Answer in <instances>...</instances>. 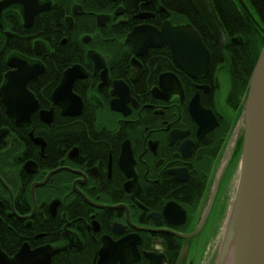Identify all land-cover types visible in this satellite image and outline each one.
I'll return each instance as SVG.
<instances>
[{"label":"flooded vegetation","instance_id":"obj_1","mask_svg":"<svg viewBox=\"0 0 264 264\" xmlns=\"http://www.w3.org/2000/svg\"><path fill=\"white\" fill-rule=\"evenodd\" d=\"M235 1L263 21L250 0V13ZM38 3L29 26L22 5L1 17L0 91L14 60L40 73L27 85L28 121L0 96V251H40L47 264H214L219 197L234 193L243 146L241 134L218 174L250 82L229 54L239 37L225 30L221 48L193 0L208 30L156 0ZM166 21L198 31L207 72L188 75L167 45L138 55L127 42L137 26Z\"/></svg>","mask_w":264,"mask_h":264},{"label":"water","instance_id":"obj_2","mask_svg":"<svg viewBox=\"0 0 264 264\" xmlns=\"http://www.w3.org/2000/svg\"><path fill=\"white\" fill-rule=\"evenodd\" d=\"M238 1L246 12L250 13L244 1ZM193 2L196 11L209 25L220 47L223 48L227 36L214 3L212 0ZM11 5L24 7L28 26L40 11L45 10L44 7H39L38 0H0V29L3 27L2 12ZM147 17L139 16L143 19ZM252 19L259 26L257 20L253 17ZM127 42L133 44L138 55L145 54L150 48L167 45L171 49L176 65L192 77L209 70L210 54L200 34L191 24L176 26L171 21H166L161 29L152 25H140L128 35ZM37 44L41 45V42L35 45ZM14 61L13 67L17 70L6 75L8 83L0 91V96L11 106L10 110H13L12 114L16 119L23 122L29 120L32 110L36 108L34 96L27 87L28 82L40 72L34 67H29L26 61L21 59ZM72 71L73 69L65 73L61 90L65 83L72 87L74 80L70 74ZM168 76L169 74L163 75L161 80ZM28 103L30 105L34 103L32 110L27 111ZM21 111H26L27 119L22 118ZM194 116L196 117V114ZM7 134L8 130L0 129V146ZM241 134L243 146L237 181L214 264H264V47L253 69L241 117L235 125L218 174L226 169ZM24 254L21 252L15 259H9L0 251V264H47L45 259L39 260V257H42L40 251ZM112 264L116 262L113 261Z\"/></svg>","mask_w":264,"mask_h":264},{"label":"trees","instance_id":"obj_3","mask_svg":"<svg viewBox=\"0 0 264 264\" xmlns=\"http://www.w3.org/2000/svg\"><path fill=\"white\" fill-rule=\"evenodd\" d=\"M125 1L127 2L128 0ZM212 1L221 18L224 30L233 31L235 32L234 35L239 37L238 45L240 49L229 51L231 60L242 71L248 70V78L250 79L264 47V25H262V22L264 24V0H250L263 20L261 22L258 21L261 28L257 27L244 15L235 0ZM156 2L167 9L168 14L171 16L170 18L173 20H179L178 22L184 20V23L191 22L199 32L207 29L206 26L199 25V27L195 23L193 16L196 12L192 5V0H156Z\"/></svg>","mask_w":264,"mask_h":264},{"label":"rangeland","instance_id":"obj_4","mask_svg":"<svg viewBox=\"0 0 264 264\" xmlns=\"http://www.w3.org/2000/svg\"><path fill=\"white\" fill-rule=\"evenodd\" d=\"M234 176H235V173L234 174L232 173V177H234ZM230 195H231V193H230ZM230 195L225 193L223 196L219 197V207H218V212H217V216L218 217H217V221H216V226L218 228V231H220V233H219V240L215 244L217 246L216 247V252H218V249H219L220 244H221L222 235H223V231H224V228H225V223L227 221V217H228V214H229V209H230V206H231V203H232V200H233L234 193L231 195V198H230ZM223 221H225V222H223Z\"/></svg>","mask_w":264,"mask_h":264}]
</instances>
